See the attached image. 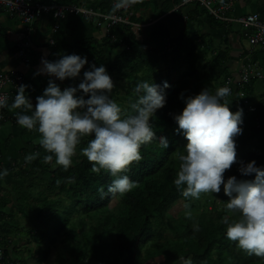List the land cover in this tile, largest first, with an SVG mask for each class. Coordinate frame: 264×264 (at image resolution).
I'll list each match as a JSON object with an SVG mask.
<instances>
[{"label":"trees","instance_id":"trees-1","mask_svg":"<svg viewBox=\"0 0 264 264\" xmlns=\"http://www.w3.org/2000/svg\"><path fill=\"white\" fill-rule=\"evenodd\" d=\"M99 1H103L102 12L111 11L109 5L112 0H56L54 3L95 7ZM178 2L180 0H152V6H149L138 0L132 7L135 10L134 21L141 22L138 16H143L149 7L154 20H157L149 30L152 37L167 40V44L156 45L163 57H171L172 68L166 75L161 74V67L155 61H143V53H138L134 48L136 42L133 43L126 36L115 37L114 42L108 37L98 43L94 40L75 42L70 35L62 50L51 51L50 61L59 59V53H62L86 56L97 67L103 64L115 85L110 97L116 100L117 92L121 94L125 91V97L130 98L124 115L133 114L130 104L137 98L133 91L137 83L143 80L157 84L161 80L167 81L168 86L163 89L165 103L152 113L151 123L157 136L167 138L168 148L162 149L155 138L141 145L138 149L141 159L131 162L126 172L122 173L136 183L128 192L118 195L107 193V187L114 178L104 170L99 174L93 173L91 162L80 152L91 136L83 138L77 146L73 165L68 170L56 165L54 160L46 163L45 168L51 167L46 168L45 176L48 177L42 182L52 192L53 204L46 205L43 214L35 206H25L28 207L26 214L31 217L28 234L34 232L31 236L46 240L47 248L42 249L39 240L40 248L34 255L31 248L27 250L29 259L16 261V264H43L49 254V244L55 243H66L67 246L64 247L65 255L57 256L54 264H187L188 261L191 264H264V257L249 255L236 242L226 238V225L222 223V218L228 216L231 220L237 214L225 209L228 197L223 193L222 186L219 193H202L199 199L186 200L173 184L179 168L177 157L183 152L187 141L182 133L174 131L178 126L172 115L183 109L184 98L194 96L204 88L214 93L232 78L233 71L237 73L240 68L233 64L230 49L223 51L220 47V44L228 45L227 35L224 37V33L211 29L206 34H201L198 29L187 31L185 25H180L185 23L183 10L175 13L180 21L174 20L169 11ZM189 14L192 16L187 18L191 23L201 25L197 19L204 18L203 13L194 8ZM205 19L209 28L219 26L218 30L222 29L223 26L213 18L205 16ZM158 30H162V33H158ZM206 37L221 42L218 41L214 47L206 42ZM145 44L148 52L145 55H149V51L151 53L153 50L152 46L148 51L150 40L146 38L138 46ZM102 46L108 51L119 50L112 63L108 62ZM246 55L243 49L242 59ZM245 61L254 69L260 68L253 57ZM142 62L146 64V69L143 75H139L144 69ZM182 66H185L183 70ZM225 100L229 102V99ZM257 108L253 115L245 113L243 107L236 108L243 112V131L235 137L236 163L225 170V179L229 176H235L238 180L254 179V174L242 175L238 171L241 165L250 161H255L257 167L264 169V101H258ZM256 118L261 121L260 127L255 124ZM36 151L43 162L46 152L39 143ZM73 177L74 181L71 179ZM28 196L25 192V201ZM63 196L68 200L64 220L61 209ZM34 201L39 202L36 198ZM185 203L190 205L189 209L184 208ZM189 211L191 214L186 215ZM43 215H49L52 220L45 231L39 217ZM69 231L70 234L67 233ZM10 263L15 264L14 261Z\"/></svg>","mask_w":264,"mask_h":264},{"label":"clouds","instance_id":"clouds-1","mask_svg":"<svg viewBox=\"0 0 264 264\" xmlns=\"http://www.w3.org/2000/svg\"><path fill=\"white\" fill-rule=\"evenodd\" d=\"M137 1L134 0L131 3L130 0H112L109 5L111 11L106 12L101 11V5L98 8L85 5L75 6L109 14L118 13L117 7L130 4L131 7L128 10L119 11V15L133 23L147 25L142 32L143 40L141 42L137 41L130 29L123 25L108 29L106 23L102 25L94 18L76 14L66 15L65 18L57 22L50 17L54 21V25L58 24L57 31L60 30L59 22L64 21L68 16L75 15L89 18L100 26H104V37L105 39L106 37L113 38H110L111 42H114L115 37H118L115 32L113 33L117 29L123 33L120 35L121 37L124 38V33L128 30L127 32L134 37L136 43L143 44L146 39L145 31L155 25L157 20L151 16L145 22L134 21L135 10L132 7ZM139 1L152 6V0ZM182 1L173 5V9L169 11L170 15L175 14L177 10L191 6L184 5L175 9ZM194 8L203 13L204 18L207 16L198 7H193V10ZM147 11H150V7ZM136 14L138 13L136 12ZM240 33L242 37L241 30ZM114 51L116 54L112 57L106 56L109 63H112L119 54V50ZM246 53L250 54L248 49ZM86 64H88L87 57L77 54L62 55L54 61L42 59V66L34 75L46 74L49 77H54L55 80H48L47 87L43 89L41 95L36 97L35 105L26 94L27 85H20L17 88L14 100L8 101L7 95L0 94V128L5 121L9 120L11 123L8 122V125L13 122L12 125L15 128H18L16 126L18 125L29 131L35 130L40 134L38 143L46 152L43 162L39 158L40 153L35 151L37 143L33 153L25 156L26 163L23 172L21 173L19 170L15 172V175L19 173L17 177L20 182L29 179L33 182L36 177H45L46 173L43 172L47 170L44 169L46 163L53 162V160L56 165L62 166L65 171L68 170L73 165L77 146L83 138L91 136L87 146L80 149L81 154L91 162L93 173L99 174L104 170L114 178L107 187L108 194H124L135 185L136 181L130 180L127 175L122 173L126 172L131 162L141 159V153L138 150L140 146L155 138L162 149L168 148L167 138L163 135L157 136L151 123L152 113L165 103L163 89L168 86L167 81L161 80L157 84L150 80H143L137 83L133 89L137 98L130 104L133 114L124 115L121 105L110 97L115 85L105 66L101 64L97 67L95 64H89V70H85L81 78V69ZM66 78L79 79L80 82L76 86L61 89L55 81L62 82ZM260 83H264V81H260ZM248 89H245V98L238 100L228 97L232 90L227 86H221L214 93L204 88L198 94L184 98L183 109L178 114L172 115V119L178 126L174 131L182 133L187 141L183 152L177 157L179 168L173 184L186 200L199 199L202 193H219L222 186L223 193L228 197L225 209L229 213L237 214L236 218L231 220L228 216L222 218V223L226 225V238L236 242L239 248L249 255L264 257V169L257 167L255 161H250L246 165H241L238 171L242 175L254 174V179L238 180L235 176L224 178L225 170L236 163L235 137L242 134L243 131L241 127L243 112L242 109L236 110V108L243 107L245 113L253 115L258 111V101H264L263 93L259 96V100L252 103V91ZM224 98L229 99V102ZM8 102H11V105ZM229 106L236 111H230ZM6 107L9 110L16 109L11 120H6L4 117V108ZM250 108H253V111ZM17 109L22 111L18 112ZM255 122L256 126L260 127V119L256 118ZM24 148L26 147L24 146ZM28 164L31 166L28 167V171H25L24 168ZM7 174V169H0V180ZM71 179L74 181L75 178ZM32 182L31 187L27 189H32ZM100 191L103 193V189ZM23 203L26 205L27 201H23ZM189 207L188 203L184 204L185 209H189ZM190 214V211L186 212V215ZM2 222V212H0V227ZM33 234L34 232L28 234L29 238L33 237L31 236ZM8 245H10L9 238L6 237L4 241L1 239L0 248L3 249V254L0 264H11V261L16 264V261H20L12 258ZM28 246L32 248L30 239ZM187 264H191V262L188 261Z\"/></svg>","mask_w":264,"mask_h":264},{"label":"crops","instance_id":"crops-1","mask_svg":"<svg viewBox=\"0 0 264 264\" xmlns=\"http://www.w3.org/2000/svg\"><path fill=\"white\" fill-rule=\"evenodd\" d=\"M34 1L49 2V0ZM101 3L102 2L99 1L95 7H100ZM192 10V6H187L183 9L185 14L183 19L185 23H180L182 26L185 25L186 30L188 31H192L196 27L195 23H191L187 18V16H192L189 14ZM254 12L264 14V0H237L234 9L235 15L240 16ZM142 15L148 16V18L153 16L150 11H147ZM172 15L174 20L177 22L180 21L175 14ZM197 20L201 24H196L199 27L198 30H200L201 34L211 32L206 24L205 18H199ZM59 25L60 30L53 32L54 21L51 17L44 16L40 18L34 25V34L31 38L30 45L22 49L21 44L24 43V40L21 38V33L24 31L25 26L18 18L11 17L4 12L0 13V73L8 75L10 78L20 77L21 85H27L26 94L32 100L33 105H35L34 100L36 97L41 95L43 89L47 87L48 80H55L54 77H49L46 74L34 75V73H36L42 66V59L51 60L50 55L52 50H62V46L66 43V40H70L67 36L72 34L71 36L75 42L94 40L98 43H102L105 40V27L100 26L97 22L89 18L72 15L68 16L64 21L59 22ZM179 31L180 30H177V32ZM114 32L117 36L123 34L117 29ZM214 32H222L224 33V37L227 35L228 40H230V55L233 64L240 67L242 64L243 49H248V45L241 37L240 30L238 29V31L234 33H231L229 29L226 32H224L223 29ZM214 32L212 34H214ZM159 33H162V30H159ZM220 34L221 33H216V35ZM51 40H53V44L50 43ZM157 40L162 42V38L159 37L154 40V43ZM218 41L219 43L221 42L220 40ZM218 41H216V43ZM101 48L104 50L105 56L107 57H112L116 54V51H107L105 46ZM19 51H23V57L16 56ZM59 55L61 57L64 54L59 53ZM253 60L259 65V69H264L263 54L253 53ZM89 64L91 63L88 61V64L81 69V78L83 72L89 70ZM231 76L234 79L236 78L234 71ZM55 82L59 84L61 89H63L65 88L64 85L67 87L76 86L80 80H70L66 78L62 82L58 80ZM1 92L8 94L13 100L14 89L10 84L4 85L1 88ZM8 104L11 105V102H8ZM4 109L5 119L11 120L14 117L16 109L9 110L7 107ZM8 122L10 121H5L3 124L4 126L2 125L0 128V169H7L8 172V174L0 180V212H2L3 220L2 226L0 227V235L2 241L5 240V236L10 239V245L8 246L12 258L28 260V252H26V255L24 256L23 249L29 245L28 223L30 222L31 217L26 214L27 207L22 202V199L27 188L31 187L32 181L29 179L25 182H20L17 175H15V172L16 170H19L21 173L23 172V167L25 166L26 161L25 158L22 157L21 150L28 142L27 140L30 142L34 141V145L24 148V150H28L23 152V154L26 155L33 153V150L35 149L34 146L38 143L40 134L35 130L29 131L18 125H16L18 128H15L14 125H12L13 122L11 125H8ZM12 186L18 188V190L15 191L16 194L12 193ZM14 188L12 189L14 190ZM5 193H7L5 196L7 204L3 202L5 200H1ZM17 226H19V228ZM13 239L15 240L14 242L12 241Z\"/></svg>","mask_w":264,"mask_h":264},{"label":"built area","instance_id":"built-area-1","mask_svg":"<svg viewBox=\"0 0 264 264\" xmlns=\"http://www.w3.org/2000/svg\"><path fill=\"white\" fill-rule=\"evenodd\" d=\"M130 1L131 3L134 2V0ZM236 2L237 0H183L181 4L175 7V9L184 5L198 7L200 11L206 13L207 16L222 25L224 32L230 26H237L241 30L242 37L250 48H248L250 55L247 54L242 59V64L237 73H235L236 78L228 79L222 86L231 88L232 91L228 97L234 100L244 99L245 89L252 88L255 82L264 81V69H254L250 63L245 61L249 57H253V53L263 54L264 57V14L254 12L237 16L234 14ZM130 7V4H124L117 7L118 13L102 14L98 11L75 5L62 6L34 0H0V13L4 12L11 17L18 18L25 26L24 31L21 33V38L24 40V43L21 44L22 49L30 45L34 34V25L44 15L51 16L56 22L70 14L99 18L104 20L108 29H112V27L117 25L128 27L135 39L141 42L143 40L142 32L147 25L133 23L119 15V11L128 10ZM58 28V24L56 23L53 26V32H56ZM50 43L53 44V40ZM16 56L23 57V51H19ZM6 84H10L13 87L14 100L16 90L21 85V78H10L8 75L0 73V94H4L1 92V88ZM5 95H7L8 101H10L9 95ZM250 109L253 111V108ZM2 254L3 249L0 248V259Z\"/></svg>","mask_w":264,"mask_h":264},{"label":"rangeland","instance_id":"rangeland-1","mask_svg":"<svg viewBox=\"0 0 264 264\" xmlns=\"http://www.w3.org/2000/svg\"><path fill=\"white\" fill-rule=\"evenodd\" d=\"M56 3V0H49L48 3ZM78 6H84V4H80ZM103 12H106L103 11ZM247 15V14H246ZM138 17H141L142 21L145 22L148 20V16H138ZM95 20L98 21V23L102 24V25H105V22L102 20V19H99V18H94ZM195 29H198L199 27L196 25L195 23ZM220 27L219 26H211L210 29L211 30H215V31H218ZM229 31L231 33H234V32H237L238 31V27L237 26H233V27H230L229 28ZM114 33V31H113ZM158 33H159V30H158ZM72 35V34H71ZM124 35L126 37H128L133 43L135 42V39L134 37L130 34V33H127L125 32ZM145 35H146V38L147 40L149 41L150 40V48H148V51L149 49L152 48L153 46V50L152 52L150 53L149 51V55H145V53H148L147 50H146V44L145 45H141V46H138L139 44L138 43H134L135 45V50L138 52V53H143V55L141 56V59H143V61L145 59H149V60H152V61H155L158 65H160L161 67V74L162 75H166L167 72L172 68V63H171V57L170 56H166V57H163V53L160 52L159 48H156V45H158L159 43H162V44H165L167 43L166 39H162V42L157 40L155 43L154 41L152 40H156L155 37H152L151 33H150V30L147 29L145 31ZM108 38V37H106ZM111 38V37H110ZM158 38V37H157ZM206 42L212 44L214 47H216V42L212 40V38H207L206 37ZM228 45H223V44H220L221 46V49H223V51L226 49H231L230 47V40L227 41ZM138 46V47H137ZM167 49L169 50V47L168 45L166 46ZM139 57V55H138ZM164 58L167 59L166 61H164ZM141 66H143V71L141 73H139V75H143V73L145 72V69H146V64H144L143 62L141 63ZM185 68V66H182V69L183 70ZM143 80V79H142ZM79 83V82H78ZM65 87H67L66 85H64ZM249 91H252L251 95L253 96V102H256L257 100H259V96L261 94L264 93V83H260V82H256L253 84L252 88H249L248 89ZM123 96H122V95ZM119 94L117 92V95H116V102L118 104L121 105L122 109H123V113L125 111V109L129 106V99L130 98H127L125 97L126 95V92L125 91H122V93ZM229 109L230 111L233 112V110L231 109V107L229 106ZM28 142L26 143L25 147H31L32 145H34V141L30 142L29 140H27ZM24 148V147H23ZM26 150H21V154H22V157L25 158L26 154H23V152H25ZM31 166L30 164L27 165L26 168H24L25 171H28V167ZM48 167H51L50 165L47 166L46 168ZM44 168V169H46ZM43 173H46V172H43ZM19 176V173L17 174ZM47 175L45 177H42V178H34L33 179V185H32V189H27L25 192L29 195L28 196V200H27V204L32 206V207H37L38 211L43 214V210H44V207L46 205H50L52 206L53 204V200L54 198L52 197V192H50L44 185H43V180L44 178H46ZM12 188H14L12 186ZM11 188V191H13L12 193L13 194H16L15 191L18 190V188H14V190ZM7 195V193H5L4 197L1 198V200H5L3 201L5 204H7V200L5 198V196ZM64 197V201L62 202V205H61V209L63 211V214H62V217H63V220L64 218L66 217V214L68 212V208H67V198L65 196ZM34 198H36L39 202L36 203L34 201ZM22 201H25L24 199H22ZM220 207H222L221 205H219ZM55 211V210H53ZM52 211V212H53ZM51 212V213H52ZM43 222V225H42V228L43 230L45 231L48 227V225L52 222V220L50 219V216L49 215H43V217L39 216ZM19 228V226H17ZM70 229V227H68ZM21 229V227H20ZM21 231V230H20ZM66 228H65V232H66ZM68 234H70V231L67 232ZM30 239V243H31V247L33 249V255L35 253V251H37L40 246L38 245V241L41 240V243L43 245L42 249H46L47 246L45 245V243L47 242L46 240L44 239H39L38 237L34 236V237H31L29 238ZM28 246V245H27ZM25 247L24 245V249H23V255L25 256L26 255V252L27 250H31L30 247ZM67 244L66 243H55V244H49V256L44 260L43 264H54V262L56 261V258L57 256L59 257H63L65 255L64 253V247H66ZM36 264V263H35Z\"/></svg>","mask_w":264,"mask_h":264}]
</instances>
